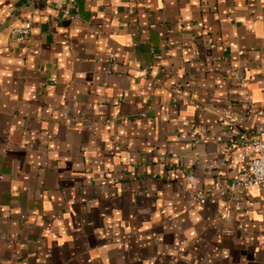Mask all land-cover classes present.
Masks as SVG:
<instances>
[{
    "label": "crops",
    "instance_id": "0c3cea01",
    "mask_svg": "<svg viewBox=\"0 0 264 264\" xmlns=\"http://www.w3.org/2000/svg\"><path fill=\"white\" fill-rule=\"evenodd\" d=\"M75 6L0 0V264H264L260 187L194 200L264 129V0Z\"/></svg>",
    "mask_w": 264,
    "mask_h": 264
},
{
    "label": "built area",
    "instance_id": "2783aa9c",
    "mask_svg": "<svg viewBox=\"0 0 264 264\" xmlns=\"http://www.w3.org/2000/svg\"><path fill=\"white\" fill-rule=\"evenodd\" d=\"M56 8L60 10L64 18L72 17L76 10V0H52ZM14 33L20 35L29 34V29H16ZM145 72V70H144ZM258 116L264 117V108L255 110ZM220 119L226 120L234 129L236 134V145L240 148L242 155L241 162L245 165V170L240 173L235 180L226 184L224 187L216 186L213 190L206 193L198 191L194 195V200L200 204H204L209 199H214L216 196L223 192H231L236 188H248L252 186L260 187L264 191V129L259 132L260 138L252 140L247 134L241 133L236 128V119L233 117L222 114ZM264 215V209L262 211ZM264 238V227H263Z\"/></svg>",
    "mask_w": 264,
    "mask_h": 264
}]
</instances>
